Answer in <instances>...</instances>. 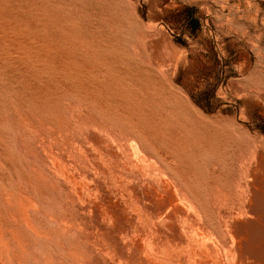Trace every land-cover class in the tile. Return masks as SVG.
Listing matches in <instances>:
<instances>
[{
	"label": "rangeland",
	"instance_id": "1",
	"mask_svg": "<svg viewBox=\"0 0 264 264\" xmlns=\"http://www.w3.org/2000/svg\"><path fill=\"white\" fill-rule=\"evenodd\" d=\"M0 264H264V0H0Z\"/></svg>",
	"mask_w": 264,
	"mask_h": 264
},
{
	"label": "bare ground",
	"instance_id": "2",
	"mask_svg": "<svg viewBox=\"0 0 264 264\" xmlns=\"http://www.w3.org/2000/svg\"><path fill=\"white\" fill-rule=\"evenodd\" d=\"M36 171V170H35ZM34 183V182H33ZM22 195V194H21ZM29 197V196H28ZM258 200V199H257ZM35 201V200H34ZM186 202V201H185ZM232 250V249H231Z\"/></svg>",
	"mask_w": 264,
	"mask_h": 264
}]
</instances>
